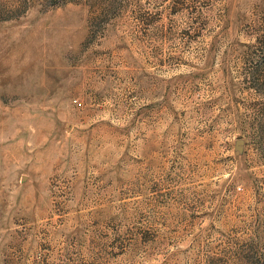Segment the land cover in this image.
<instances>
[{
    "label": "rangeland",
    "instance_id": "rangeland-1",
    "mask_svg": "<svg viewBox=\"0 0 264 264\" xmlns=\"http://www.w3.org/2000/svg\"><path fill=\"white\" fill-rule=\"evenodd\" d=\"M0 264H264V0H0Z\"/></svg>",
    "mask_w": 264,
    "mask_h": 264
}]
</instances>
